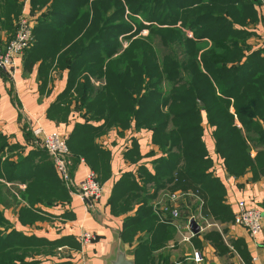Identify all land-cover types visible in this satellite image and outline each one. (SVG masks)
I'll return each mask as SVG.
<instances>
[{"label": "trees", "instance_id": "trees-1", "mask_svg": "<svg viewBox=\"0 0 264 264\" xmlns=\"http://www.w3.org/2000/svg\"><path fill=\"white\" fill-rule=\"evenodd\" d=\"M27 1L32 10L42 11L31 12L33 40L22 57L34 51L41 64L67 71L66 87L57 98L64 110L71 80H85V88L90 77L102 79V89L87 103L85 109L92 112L86 118L109 127L132 123L150 132L161 152L152 172L143 170L137 178L126 175L114 184L108 199L109 212L116 217L115 201L130 199L129 204L125 201L122 240L131 247L128 254L135 264H152L154 255L172 240L153 211L159 191L194 194L203 206L201 214L230 222L224 188L210 172L202 115L229 175H264V52L247 44L253 35L247 27L256 21L254 0ZM141 13L144 18L138 20ZM81 86L76 85L77 92ZM90 92L80 90L77 97L85 103ZM4 144L0 136V152ZM23 162L0 163V170L15 176ZM55 184L65 203L66 188L57 177ZM62 203L49 206L64 208ZM127 233L134 235L135 243L125 240ZM18 241L27 252L58 244L17 233L2 238L0 232V264H17L7 244Z\"/></svg>", "mask_w": 264, "mask_h": 264}, {"label": "crops", "instance_id": "crops-1", "mask_svg": "<svg viewBox=\"0 0 264 264\" xmlns=\"http://www.w3.org/2000/svg\"><path fill=\"white\" fill-rule=\"evenodd\" d=\"M254 9L256 21L247 27L253 34L247 44L251 50L262 49L264 52V1L257 3L254 0ZM31 12L37 13L25 0L21 14L32 16ZM0 31L3 45L8 39ZM14 64L12 79H0V136L5 138L0 163L16 164L19 159L24 162L18 166L15 176L8 175L3 168L0 170L1 236L5 238L17 233L23 238L58 243L48 245L40 252L36 248L27 252L19 241L17 244L8 243V249L14 250L17 256L14 259L17 264H79L81 255L85 264H96L94 257L106 238V229L98 225L90 213L83 216L76 196L67 191L65 203V196H59L55 184L58 176L48 155L31 146L34 121L39 120L45 133L58 132L68 141L70 175L75 183H79L86 173H95L102 195L94 210L100 213L103 223L114 221L121 229L122 217L119 219L109 212L108 199L114 184L126 175L137 178L143 170L152 172L161 152L152 144L150 132L135 128L132 123L124 128L109 127L102 121L88 120L83 113L67 106L64 110L57 98L66 87V70H59L55 64H41L34 51L17 58ZM202 118L203 140L211 159L210 172L224 188L223 200L230 210L231 221L218 225L210 216L207 220L199 219L202 205L192 194L193 200L188 201L187 194L178 204L179 209H183L184 214H195L189 217L195 218L193 221L198 225L199 233L196 237L193 235L189 243H184L179 232L178 241H169L161 254L169 264H264V175L254 177L250 171L238 177L229 175L222 158L215 152L212 129L204 115ZM236 126L240 127L238 123ZM250 156L253 158L254 152ZM163 194L159 191L157 195L160 197L157 196L152 203L165 200ZM30 199L35 203L32 204ZM55 202H63L64 208L49 206ZM238 202L262 213V230L255 238L233 224ZM80 224L98 236L97 242L84 247L83 254L79 253L76 244ZM126 247L129 252L131 247ZM193 253L200 255L199 263L192 260Z\"/></svg>", "mask_w": 264, "mask_h": 264}, {"label": "built area", "instance_id": "built-area-1", "mask_svg": "<svg viewBox=\"0 0 264 264\" xmlns=\"http://www.w3.org/2000/svg\"><path fill=\"white\" fill-rule=\"evenodd\" d=\"M33 25V16L21 14L12 39L3 47H0V79H12L15 70L14 61L22 57L32 43ZM31 135V145L33 148L40 149L48 155L60 182L70 195L76 196L79 199L83 209V216L87 213L89 214L100 201L102 195V187L96 175L93 172H88L79 183H75L69 172V149L66 138L58 132L45 133L38 119L34 121ZM177 201L176 195L167 194L165 200L159 203H153V211L158 216L160 214L167 217L175 226L178 233L180 232L181 241L189 243L193 234L189 232L188 224L195 218L193 216L188 217L185 223L186 225H183V223L180 222L181 215L178 205L180 202ZM262 221L263 216L259 210L248 208L243 202H238L236 204L233 224L246 230L252 238H255L261 232ZM76 240L79 244L78 251L80 254H83L84 247L97 242L98 238L95 233L85 230L80 224V232L76 236ZM192 260L195 263H199L201 257L198 253H193ZM79 264H85L83 255H81Z\"/></svg>", "mask_w": 264, "mask_h": 264}, {"label": "rangeland", "instance_id": "rangeland-1", "mask_svg": "<svg viewBox=\"0 0 264 264\" xmlns=\"http://www.w3.org/2000/svg\"><path fill=\"white\" fill-rule=\"evenodd\" d=\"M24 1L25 0H19V1H17V0H0V12H1L0 13V30L3 31V36L5 37V39H8L7 42L12 39V37H13L15 31H16L17 22L19 20V17L21 16V10H22V6H23ZM35 9H36V11H39L40 9H42V7L41 8H35ZM141 14H138L139 16H136V18L138 20L141 19V17H142V19L144 18V15L143 14L141 15ZM33 26H32V31H33ZM146 33H147L146 30H143L141 32V34L143 36H145ZM185 35L187 37H191V34L190 33H185ZM5 44L2 45L0 43V47H3ZM122 44L124 45L125 43H122ZM84 82H85V80H75V81L74 80H71L70 81V83H69L70 85L68 86V88H70V89L68 91L67 98L65 99V104H66L67 107L72 108V109H74V110H76L78 112L81 111L85 116L87 115V117H90V114L92 112V109H90L87 112V110L85 108H87V106H88L87 103L90 100L92 101L94 99V96H95L96 91H99V90L102 89V87H103V80L102 79H97L96 77H90V81H89L90 82L89 83L90 85L89 86H86L85 88L83 86ZM78 83H81L83 87L81 86L79 88L78 92H77L76 85ZM71 84L72 85L74 84L73 85L74 86V89H72ZM88 88L91 90V92H90V94H88V98L85 100V103H82V101L79 100L80 97H77V95H79L80 90L86 91V90H88ZM95 103H97V100H96ZM32 148H33V146H32ZM69 172H70V162H69ZM172 194L176 195V197L178 199L177 202L184 201V199H185L184 197L187 196V195H185L184 192L178 191V190L177 191H174ZM159 195H161V194H159ZM164 195L165 194H163L162 197L165 199L166 196H167V194L165 196ZM168 195H171V193H168ZM192 195H194V194H192ZM192 195L189 194L188 201L189 200H193L192 199V197H193ZM157 196L158 195L156 194L154 200L157 198ZM158 197H160V196H158ZM125 201H127V203L129 204L130 199L129 198L127 200H124V199L120 200L119 199V200H116L115 201V211L118 213L117 216L119 217V219L121 217L122 218L124 217V213L126 211L125 208L127 207ZM153 203H155V202H153ZM179 210H180V215H185V217L187 215H188L187 217H189L190 215H195V214H184V210L181 209V208ZM202 211H203V209H202ZM129 214H131V213H129ZM113 216H115V215H113ZM158 218H159V221L162 224H165L164 226H166V227L169 228V229L166 230V232H167V234H172V236H171V239L172 240H170V242H173V241L177 242L178 241V238H179V234H178L177 231H175L172 222L169 219H167V217L162 216L160 214H159V217ZM201 218H202V220L203 219H206L207 220V217L204 216L203 212H202L201 216L199 217V219H201ZM180 222L182 223L183 221L180 220ZM210 222H211V220H210ZM215 222L218 225L227 224V222H224V221L221 222L219 220H215ZM133 236L134 235H132L131 233H127V235L125 237V240L127 242H134L135 243V240H134L135 237H133ZM174 236H175V238H174ZM165 248H166V246H165ZM163 250H164V248L161 247V249L157 252V254L154 255L152 264H163V263L169 264L166 260L163 259L164 255L161 254ZM128 255H130V254H128ZM161 257H162V259H161ZM163 260H164V262H163Z\"/></svg>", "mask_w": 264, "mask_h": 264}, {"label": "water", "instance_id": "water-1", "mask_svg": "<svg viewBox=\"0 0 264 264\" xmlns=\"http://www.w3.org/2000/svg\"><path fill=\"white\" fill-rule=\"evenodd\" d=\"M200 105H202L200 103ZM90 215L93 220L106 229V238L101 245L99 253L94 257L96 264H135L134 259L128 255V248L122 240L121 226L110 221V224L102 222L100 213L92 209ZM189 230L193 235L199 233L198 225L191 220Z\"/></svg>", "mask_w": 264, "mask_h": 264}]
</instances>
